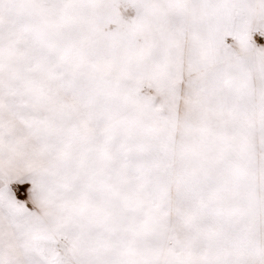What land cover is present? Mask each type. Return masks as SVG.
Returning a JSON list of instances; mask_svg holds the SVG:
<instances>
[{"label": "snow or ice", "instance_id": "snow-or-ice-1", "mask_svg": "<svg viewBox=\"0 0 264 264\" xmlns=\"http://www.w3.org/2000/svg\"><path fill=\"white\" fill-rule=\"evenodd\" d=\"M0 264H264V0H0Z\"/></svg>", "mask_w": 264, "mask_h": 264}]
</instances>
